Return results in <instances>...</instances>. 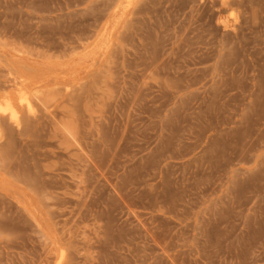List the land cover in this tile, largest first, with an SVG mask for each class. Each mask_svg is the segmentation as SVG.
<instances>
[{
  "label": "rangeland",
  "instance_id": "374dc122",
  "mask_svg": "<svg viewBox=\"0 0 264 264\" xmlns=\"http://www.w3.org/2000/svg\"><path fill=\"white\" fill-rule=\"evenodd\" d=\"M0 145V264H264V0H0Z\"/></svg>",
  "mask_w": 264,
  "mask_h": 264
},
{
  "label": "bare ground",
  "instance_id": "6f19581e",
  "mask_svg": "<svg viewBox=\"0 0 264 264\" xmlns=\"http://www.w3.org/2000/svg\"><path fill=\"white\" fill-rule=\"evenodd\" d=\"M113 1H116V0H113ZM241 1V0H240ZM216 2V1H215ZM113 4V3H112ZM111 4V5H112ZM234 4V3H233ZM230 5V4H229ZM232 5V4H231ZM108 8V7H107ZM111 7H109V9H110ZM108 10V9H107ZM139 11V10H138ZM137 12V11H136ZM106 13H107V11H106ZM134 15V14H133ZM102 16V15H101ZM101 20H103L102 18H101ZM100 20V21H101ZM97 22V21H96ZM15 81V80H14ZM16 82H18V81H16ZM2 86V85H1ZM2 89V88H1ZM54 90V89H53ZM3 91V90H2ZM34 107V106H33ZM44 111V110H43ZM20 120V119H19ZM29 122H31V121H29ZM5 125H7V124H4V126ZM10 125V124H9ZM30 127V126H29ZM7 128V127H6ZM10 128V127H9ZM22 128V127H21ZM4 129H5V127H4ZM9 130V129H8ZM24 130V129H23ZM31 130V129H30ZM5 131V130H4ZM23 132V131H22ZM32 132V131H31ZM9 134V133H8ZM35 134V133H34ZM21 135V134H20ZM25 135H26V133H25ZM9 136V135H8ZM25 137V136H24ZM0 146H2V145H0Z\"/></svg>",
  "mask_w": 264,
  "mask_h": 264
}]
</instances>
